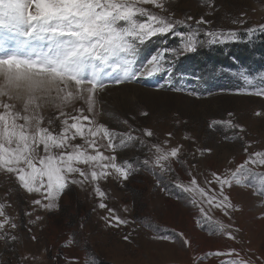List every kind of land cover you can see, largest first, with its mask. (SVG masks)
Wrapping results in <instances>:
<instances>
[{"label": "rangeland", "instance_id": "374dc122", "mask_svg": "<svg viewBox=\"0 0 264 264\" xmlns=\"http://www.w3.org/2000/svg\"><path fill=\"white\" fill-rule=\"evenodd\" d=\"M145 7L160 13L151 5ZM167 7L177 20L186 16L198 20L211 11L205 19L212 23L199 27L235 30L238 38L205 43L179 56L166 53L165 67H171V72L121 85L106 80L107 87L95 94L91 114L83 100L68 105L65 110L73 115L77 114L74 108H82L84 115L98 123L138 138L115 152L100 149L105 155L115 154L118 164L127 161L130 175L123 180L112 171L107 179L97 181L105 193L102 199L91 183L69 184L54 201L56 206L45 209L32 204L41 198L39 193H28L13 174L0 170V204L11 218L2 231L16 237L14 241L0 239V264H232L239 258L261 264L264 260V196L258 194L264 187V166L249 164L251 173L258 175L246 173L245 183L226 189L232 204L238 206L229 209V215L203 205L208 209L204 216L198 194L176 186L178 182L188 184L191 172L199 186L207 189L205 177L211 179V172L234 171L249 154L264 151V96L246 94L249 89L240 77L242 71L255 78L264 75V61L259 62L256 46L257 38L264 35L258 27L264 25V0H214L213 10L202 6L201 0H169ZM240 19L245 23H232ZM187 24L197 27L194 21ZM249 28L256 31L249 34ZM176 31L186 32L188 27L178 25ZM199 39L209 37L201 33ZM180 43L181 38L173 33L153 37L141 46L137 67L150 54L179 48ZM120 86L125 87L118 90ZM55 114L54 108L45 113ZM236 124L240 128L233 127ZM144 129L153 135L145 136ZM98 142L107 145L106 140ZM74 143L83 141L77 138ZM154 144L166 151L181 146L179 160L166 162L171 170L162 172L153 163ZM145 160L150 163L144 164ZM79 167L87 169L86 165ZM212 187L219 191L218 186ZM101 202L127 223L107 226L111 214L98 207ZM217 221L231 225L225 233L231 232L234 240L218 231ZM11 223L17 227L11 228ZM180 233L189 245L183 244ZM230 249L236 252L227 255ZM216 251L225 255H209Z\"/></svg>", "mask_w": 264, "mask_h": 264}, {"label": "snow or ice", "instance_id": "6c2138e0", "mask_svg": "<svg viewBox=\"0 0 264 264\" xmlns=\"http://www.w3.org/2000/svg\"><path fill=\"white\" fill-rule=\"evenodd\" d=\"M168 2L0 0V170L13 174L19 186L28 193L40 194V199L32 200L33 205L51 209L69 184L83 185L85 182L93 184L94 191L102 199L105 193L97 181L107 179L112 171L123 180H127L130 175L131 166L127 161L118 164L115 154L108 156L100 149L106 147L115 152L117 148L127 147L128 142L138 138L130 133H117L98 123L91 115H84L82 108H74L77 114L73 115L65 110L68 105L83 100L91 114L94 111L95 94L107 87L106 80L121 85L141 77L151 78L156 74L171 72V67H165L166 53L179 56L195 52L205 43H223L238 38L235 30L206 31L200 28V25L212 23L205 19V15L212 14L211 11L198 20L192 16H186L184 20L174 19L167 7ZM201 4L210 10L214 9V0H201ZM145 5H151L167 15L153 12ZM188 21H194L197 27L194 29L191 24H187ZM232 23L244 24L245 21L233 20ZM178 25H187L188 31H176ZM258 27L264 31V25ZM254 31L255 28L247 29L249 34ZM169 33L181 38L179 48L158 50L137 67L141 46L153 37ZM201 33L209 39H199ZM167 62L170 64V61ZM240 77L249 89L246 94L264 96V75L255 78L242 71ZM190 95L195 96L196 93ZM53 108L56 114L46 116V111ZM141 115L147 113L142 112ZM227 123L231 124V121ZM233 127L240 128V125ZM143 131L147 137L153 135L148 129ZM168 135L171 136V133ZM77 138L83 144L74 143ZM99 140H106L107 145L99 144ZM152 147L156 153L153 163L162 172L171 170L170 163L166 162L179 160V145L167 151L156 144ZM244 151L247 153L248 148ZM149 163L148 160L144 161L146 165ZM249 164L264 166V151L249 154L234 171L226 170L225 174L211 172V179L205 177L207 189L199 186L191 172L188 173L191 177L188 184L178 182L176 186L184 192L198 194L200 211L204 216L207 217L208 209L203 205L220 209L224 215H229V209L238 206L232 204L226 189L247 181L246 173H251L247 167ZM79 165H86L87 169ZM75 174L80 178L77 179ZM212 185L218 186L219 191ZM258 194L264 196V187ZM43 200L48 203H42ZM98 207L107 209L111 214L107 219L101 217L102 220L106 219L107 226L127 223L105 203H99ZM0 217H4L0 220V239L14 241V235L2 231L11 220L5 214L3 204H0ZM216 223L220 233H225V229L231 227L220 221ZM10 226L13 229L17 227L15 223ZM225 234L229 239H235L231 232ZM179 236L185 246L189 245V240L182 233ZM235 252V249H230L227 255ZM209 255L221 256L225 253L216 251ZM232 264L255 262L250 258H239L233 260ZM261 264H264V260Z\"/></svg>", "mask_w": 264, "mask_h": 264}, {"label": "trees", "instance_id": "16d2710c", "mask_svg": "<svg viewBox=\"0 0 264 264\" xmlns=\"http://www.w3.org/2000/svg\"><path fill=\"white\" fill-rule=\"evenodd\" d=\"M259 48V62L264 61V35H261L257 38V45Z\"/></svg>", "mask_w": 264, "mask_h": 264}, {"label": "bare ground", "instance_id": "6f19581e", "mask_svg": "<svg viewBox=\"0 0 264 264\" xmlns=\"http://www.w3.org/2000/svg\"><path fill=\"white\" fill-rule=\"evenodd\" d=\"M123 87H125V86H120V87H118L117 89L119 90V89H122Z\"/></svg>", "mask_w": 264, "mask_h": 264}]
</instances>
